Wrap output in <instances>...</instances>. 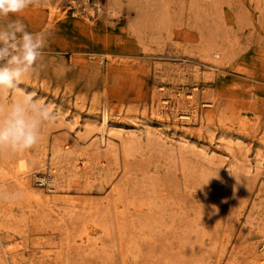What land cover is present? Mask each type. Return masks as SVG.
Listing matches in <instances>:
<instances>
[{"label":"rangeland","instance_id":"obj_1","mask_svg":"<svg viewBox=\"0 0 264 264\" xmlns=\"http://www.w3.org/2000/svg\"><path fill=\"white\" fill-rule=\"evenodd\" d=\"M95 1V17L84 0H39L0 18V26L20 19L45 34L37 74L21 87L68 111L38 143L52 153L59 141L68 154L62 191L49 204L1 200L0 214L24 226L41 253L69 251L75 264L258 263L264 0H99L100 12ZM194 82L201 100L214 101L197 117L186 101L184 110L172 105V94ZM161 98L171 106L159 109ZM105 108L127 125L106 144L93 117ZM177 110L192 119H177ZM137 118L153 125L150 135L130 123ZM82 152L88 167L75 166ZM41 171L32 180L45 189Z\"/></svg>","mask_w":264,"mask_h":264},{"label":"bare ground","instance_id":"obj_2","mask_svg":"<svg viewBox=\"0 0 264 264\" xmlns=\"http://www.w3.org/2000/svg\"><path fill=\"white\" fill-rule=\"evenodd\" d=\"M84 1L86 2L85 8L88 12L86 16L88 17V14L89 15L91 14V15H94V17H95L97 15L98 11H96L93 6L88 5V0H84ZM95 5L97 6V8L100 12L102 10V4H100V1L96 0ZM57 8H60V6H57ZM63 14H62V16H63ZM212 67H215V66H212ZM198 80L199 79H196V81H198ZM200 87H199V84L197 82H194L192 88L186 89L184 91L179 90V91H176L175 93H173L172 94V98H173L172 105H173V107L176 109H179L181 107L180 105H181L182 101L183 102L186 101V102L190 103L192 106V109L190 108V110L192 113H194L193 116L194 115H195V117H197V115L199 116L198 112H200V110H201L200 106L202 104L205 103V105L207 106V104L210 105V104H213V102H214L213 99L212 100L211 99L210 100H208V99L207 100H204V99L201 100L202 96L200 95V92H201ZM203 98H205V96ZM168 102L169 101H166L164 99L163 102L158 103V108L164 109L168 106H171ZM188 107H190V105ZM181 108L184 110L183 106ZM56 109H58L61 112L62 118L65 116L66 113H68V111H64L59 105L56 107ZM185 111H186V108H185ZM185 111L178 113V110H177L175 113V114L178 113L176 115V118L180 119V120H187V121L192 119L189 115H187V113H185ZM69 113H71V112H69ZM73 115H77V114L74 113ZM190 115H192V114H190ZM93 117H94V119L96 118V120L99 121L101 131H102L101 133H102L103 143L105 142V144H106V142H109V139H110L109 135L110 134H116V132L122 133L123 131H126L125 128L127 125L124 123L125 121L119 120V119H114L112 117V114L106 108L100 114H96V115L94 114ZM62 118H61V120H62ZM130 123L131 124L133 123V125H136L137 127L143 126V129H145L147 132H149V135H150L151 131H153V129L151 128L153 125H151L147 120H145L143 118L142 119H138V118L134 119ZM49 128L51 129L52 126H49ZM92 128L90 127L89 129L92 131L93 130ZM90 130H88V131H90ZM185 132L186 131H184V130L178 131L175 128L168 130V133H173V134L179 133L180 136L187 137L188 134ZM167 135H169V134H167ZM107 144H109V143H107ZM52 146H53L51 148L52 153L48 152L49 149L47 150L45 147L38 144L37 146H35L34 149H32L26 153H22L16 157L0 158V180H1L0 183L1 184L2 183H8L7 186L0 188V190H6L10 187H13V190L15 188L16 190H19V191L23 192V194H24L23 199L15 201V202H8L10 205L11 204L12 205L13 204L23 205L25 203L31 202L33 199L38 201L39 203H42V204L43 203L49 204V203L55 201L57 194L60 191H62V189H63L62 187L64 185V182L63 183L61 182L63 179V175L65 174L62 172L63 170H61L62 169L61 168L62 164H60L61 157L62 156L64 157L65 155H67V157H68V154H66L62 151V144H60L59 141L54 142V144ZM83 154L84 153L82 152V154H80L79 157L76 158L77 163L75 166H80V165H83L86 167L89 166L88 165L89 159L87 160ZM90 166H92V165H90ZM185 167H186V165H185ZM186 168H188V166ZM41 170H44V173H45L44 174L45 177L43 178V181H46L47 182L46 184H48L45 189L35 187L33 180H32L33 179L32 174L34 172L36 173V171H41ZM186 170L187 169H185V171ZM190 173H186V174L189 175ZM201 176H202V174H201ZM206 179L207 178H203V176H202L201 182L205 183ZM67 183H68V181H67ZM2 202H5V201H2ZM27 208H28V206H27ZM122 212L124 213V211H122ZM22 225H24V224L22 223ZM37 225L39 227L42 226L41 222ZM83 225H85V223ZM83 225H81V226H83ZM24 228H25L24 226L16 224L14 222L12 216H10V214L8 215V213H6V212H2L0 214V264H75V260L73 259V257H71L72 255L68 253L69 251L66 252L67 254L66 253L64 254L58 250L59 252H57V254H55L53 256H52V253H49V252L41 253V251L39 250L40 247H38L36 245L37 243L36 242L31 243L29 241L28 236L26 234V230H25L26 228L25 229ZM261 228L264 229V225H262ZM79 229H77V231ZM91 230H92V228H91ZM88 231L89 230L83 226V227H81L80 231H78L79 235L78 234L77 235H78V237L81 236L82 239H86L85 234L86 233L89 234ZM75 235H76V233H75ZM89 238H90V236H89ZM67 243H68V241H67ZM31 245H34V246H31ZM253 251H254V254L256 256V260L258 259V263H256V264H264V241L261 242L258 247H255ZM39 253L42 255H38ZM24 256H28V259L24 258Z\"/></svg>","mask_w":264,"mask_h":264},{"label":"clouds","instance_id":"obj_3","mask_svg":"<svg viewBox=\"0 0 264 264\" xmlns=\"http://www.w3.org/2000/svg\"><path fill=\"white\" fill-rule=\"evenodd\" d=\"M38 2L0 0V18L20 14ZM45 46V34L27 31L20 19H9L0 26V158L16 157L34 149L42 139L44 128L62 118L58 109L21 87L37 74ZM3 97L8 99L5 101ZM23 197L19 190H0V200L5 202Z\"/></svg>","mask_w":264,"mask_h":264}]
</instances>
